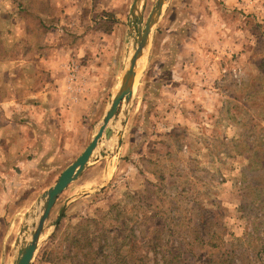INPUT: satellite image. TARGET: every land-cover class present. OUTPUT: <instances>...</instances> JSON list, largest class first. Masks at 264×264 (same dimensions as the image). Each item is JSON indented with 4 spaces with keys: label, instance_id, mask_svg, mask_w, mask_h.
<instances>
[{
    "label": "rangeland",
    "instance_id": "obj_1",
    "mask_svg": "<svg viewBox=\"0 0 264 264\" xmlns=\"http://www.w3.org/2000/svg\"><path fill=\"white\" fill-rule=\"evenodd\" d=\"M154 2L142 1L141 26ZM131 4L0 0L9 59L0 78V264H12L40 195L97 130L134 47ZM46 53L55 56L46 65L58 66L47 77ZM136 72L110 138L50 209L31 264L79 263L84 251L71 240L83 219L94 222L90 235L115 236L126 264H264V0H171ZM41 83L47 98L32 97Z\"/></svg>",
    "mask_w": 264,
    "mask_h": 264
},
{
    "label": "water",
    "instance_id": "obj_2",
    "mask_svg": "<svg viewBox=\"0 0 264 264\" xmlns=\"http://www.w3.org/2000/svg\"><path fill=\"white\" fill-rule=\"evenodd\" d=\"M143 0H132L129 17L136 21V35L134 36V47L127 59L126 67L122 72L116 89L109 97L107 106L104 109L100 119V124L91 137L89 143L81 154L65 169H63L56 181L48 187L39 197L40 205L36 220L32 222L31 229L27 232V227L22 226L21 232L24 233L16 240V253L12 264H31L34 253L37 249L39 238L42 234L43 225L46 221L49 211L52 208L57 197L73 181H75L86 166L90 163L92 153L100 143L102 135L107 139L110 135L108 124L115 116L120 105L127 104L132 97V86L136 78V62L146 53L150 36L156 24L158 23L162 10L168 0H155L154 5L141 26L140 15L143 9ZM64 206L59 210L57 218L53 225L56 226L64 212ZM28 238V240H27Z\"/></svg>",
    "mask_w": 264,
    "mask_h": 264
},
{
    "label": "trees",
    "instance_id": "obj_3",
    "mask_svg": "<svg viewBox=\"0 0 264 264\" xmlns=\"http://www.w3.org/2000/svg\"><path fill=\"white\" fill-rule=\"evenodd\" d=\"M93 224L94 222L92 220L85 219L77 224L78 233L72 236L71 244L74 246L73 248H76L75 251L79 250V252H84H81L80 257H78L79 263L76 264H126L125 258L122 256L124 252L120 250V245L118 246L116 244L115 236L110 237L104 231L100 232L96 237L90 235L88 227ZM124 225L125 224L121 222L118 227L122 228ZM126 235L127 241L125 247L130 250L133 247V243L131 244L130 242L133 236L130 230H128V234ZM95 240V246L92 248V244ZM92 249H94V251ZM90 254L93 255V258L90 257ZM169 254H172V252H167V255ZM175 257L177 256L175 255ZM70 259L72 258L70 257Z\"/></svg>",
    "mask_w": 264,
    "mask_h": 264
},
{
    "label": "crops",
    "instance_id": "obj_4",
    "mask_svg": "<svg viewBox=\"0 0 264 264\" xmlns=\"http://www.w3.org/2000/svg\"><path fill=\"white\" fill-rule=\"evenodd\" d=\"M170 2H171V0H168L167 1V4H170ZM166 4V5H167ZM42 52H40V55H42L41 54ZM4 52H2L1 51V48H0V78H1V76H2V61H3V63H7L8 62V60L7 59H5L4 58ZM53 55V56H52ZM52 55H49V53H46L44 56H41V62L43 63L44 62V65H45V76L47 77V76H50V73H49V71L51 70L52 72L53 71H55V70H57L56 69V67H58V66H47L46 64L48 63V58L51 56V59L53 58V57H55L54 56V54H52ZM54 59V58H53ZM9 74H11V73H5V75H9ZM12 75V74H11ZM41 79H43V80H46L47 81V83L49 84V80L48 79H45V78H41ZM0 81H1V79H0ZM57 83L58 84H60V81L59 80H57ZM43 83H41V84H39L38 85V88L42 85ZM46 86V85H45ZM59 86V85H58ZM38 88H36L35 89V93H34V95H32V97H37V96H35V95H39V98H47L46 97V94L47 93H49L50 91H48V90H46L47 88H42V87H40L39 89ZM11 102V101H10ZM80 102H81V100L78 98V101H76V103H74V104H72V105H74L73 107H75V106H78V105H80ZM85 103V102H84ZM69 105L71 104V103H68ZM69 108V107H68ZM104 112V111H103Z\"/></svg>",
    "mask_w": 264,
    "mask_h": 264
},
{
    "label": "bare ground",
    "instance_id": "obj_5",
    "mask_svg": "<svg viewBox=\"0 0 264 264\" xmlns=\"http://www.w3.org/2000/svg\"><path fill=\"white\" fill-rule=\"evenodd\" d=\"M143 56H144V54L142 55V57H140L138 60H137V62H136V68L135 69H137L138 68V66H139V62H140V60L143 58ZM137 73V72H136ZM136 79V78H135ZM134 84H135V82H134ZM134 91V85L132 86V92ZM113 132H112V130H111V133H110V135H109V137L107 138V140L110 138V136H111V134H112Z\"/></svg>",
    "mask_w": 264,
    "mask_h": 264
}]
</instances>
